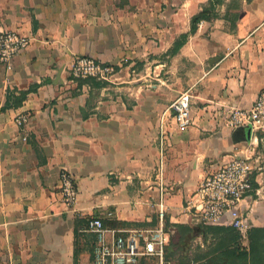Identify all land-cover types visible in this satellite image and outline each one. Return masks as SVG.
Returning <instances> with one entry per match:
<instances>
[{
    "label": "crops",
    "instance_id": "crops-1",
    "mask_svg": "<svg viewBox=\"0 0 264 264\" xmlns=\"http://www.w3.org/2000/svg\"><path fill=\"white\" fill-rule=\"evenodd\" d=\"M207 2L0 0V27L30 36L10 66L0 62V264H92L90 214L150 225L162 200L165 220L192 223L185 197L232 151L250 154V141L260 156L241 207L264 225V134L252 140L248 125L224 123L264 87V0H222L166 53ZM76 54L118 69L71 80ZM34 84L19 106L1 108L7 90ZM186 88L192 119L178 128L168 104ZM62 168L76 180L74 206L61 199Z\"/></svg>",
    "mask_w": 264,
    "mask_h": 264
},
{
    "label": "built area",
    "instance_id": "built-area-1",
    "mask_svg": "<svg viewBox=\"0 0 264 264\" xmlns=\"http://www.w3.org/2000/svg\"><path fill=\"white\" fill-rule=\"evenodd\" d=\"M30 36L19 30L0 27V62L11 65L12 57L24 49ZM118 66L111 61H103L87 54H76L69 65L71 80L96 78L109 80ZM191 92L181 90L168 104L178 128L191 123ZM29 118L27 113H18L13 121L24 125ZM162 124H163V115ZM224 123L230 128L248 125L251 139L264 134V87L256 94L249 107L231 106L225 112ZM163 132V128H161ZM254 138V139H253ZM248 144L247 153L232 151L224 163L207 174L195 190L185 197L184 210L189 222L209 224H229L245 233L253 225L249 213L241 207L242 200L252 189L251 172L260 156L254 146ZM59 192L62 201L74 206L78 200V188L74 174L62 168L59 172ZM157 222L150 225L117 227L104 223L102 216L90 214L85 218L83 230L94 234L92 264H165L167 244L174 228L166 224L165 205L162 200L155 204ZM111 211L108 215H111Z\"/></svg>",
    "mask_w": 264,
    "mask_h": 264
},
{
    "label": "trees",
    "instance_id": "trees-1",
    "mask_svg": "<svg viewBox=\"0 0 264 264\" xmlns=\"http://www.w3.org/2000/svg\"><path fill=\"white\" fill-rule=\"evenodd\" d=\"M221 1L208 0L197 13L193 14L190 19L189 30L180 33L166 53H175L186 41L189 33L196 29L200 19H210L216 16V6ZM35 88L36 84L17 91L7 90L6 100L1 108L19 106L27 93ZM165 221L166 224L170 223ZM104 223L112 224L114 222L104 220ZM174 225L176 226L175 239L170 243L168 242L165 256L172 250L173 246L181 248L182 253L178 258V264H189L190 261L196 262V264H264V225L253 224L246 229L245 233L232 225L223 223L174 222ZM197 236H201L202 240L196 245L198 250L190 257L187 254L186 246L191 239ZM244 236L246 244L242 243Z\"/></svg>",
    "mask_w": 264,
    "mask_h": 264
},
{
    "label": "rangeland",
    "instance_id": "rangeland-1",
    "mask_svg": "<svg viewBox=\"0 0 264 264\" xmlns=\"http://www.w3.org/2000/svg\"><path fill=\"white\" fill-rule=\"evenodd\" d=\"M190 224H193V222ZM167 225H170L171 227L174 228V231L171 233L169 238L170 239L169 243H170L173 239H175L176 226L174 225V223H169ZM201 240H202L201 236H197L196 238L190 240L189 244L186 246L188 256L192 257L194 255L195 251L198 250L196 245L200 243ZM242 243L246 244L245 236L242 238ZM171 249L172 250L169 251V253L165 256V260H166L165 264H178L177 263L178 258L182 253V249L174 246ZM189 264H196V262L190 261Z\"/></svg>",
    "mask_w": 264,
    "mask_h": 264
}]
</instances>
